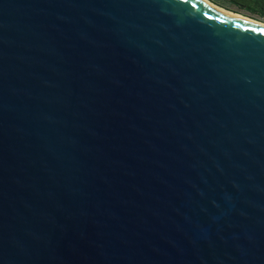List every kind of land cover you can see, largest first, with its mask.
I'll use <instances>...</instances> for the list:
<instances>
[{"label": "water", "instance_id": "95a60500", "mask_svg": "<svg viewBox=\"0 0 264 264\" xmlns=\"http://www.w3.org/2000/svg\"><path fill=\"white\" fill-rule=\"evenodd\" d=\"M263 23L0 0V264H264Z\"/></svg>", "mask_w": 264, "mask_h": 264}, {"label": "trees", "instance_id": "16d2710c", "mask_svg": "<svg viewBox=\"0 0 264 264\" xmlns=\"http://www.w3.org/2000/svg\"><path fill=\"white\" fill-rule=\"evenodd\" d=\"M241 8H246L254 13H261L264 16V3L256 0H229Z\"/></svg>", "mask_w": 264, "mask_h": 264}, {"label": "crops", "instance_id": "0c3cea01", "mask_svg": "<svg viewBox=\"0 0 264 264\" xmlns=\"http://www.w3.org/2000/svg\"><path fill=\"white\" fill-rule=\"evenodd\" d=\"M210 1H212L213 3H215V4H217V5H220L221 7H223V8H226V9H229V10H231V11H234V9L232 10V9H230V7H228L229 5L231 6V5H233V6H235L236 8H239L240 10H244V11H247V12H249V14H244V13H242L241 11H235V12H239V13H242V14H244V15H247V16H250V17H252V18H255V19H259V20H262V21H264V16L261 14V13H254V12H252V11H250V10H248V9H246V8H241V7H239L238 5H236L234 2H232V1H229V0H210ZM257 1V0H256ZM262 2V1H261ZM264 3V2H263Z\"/></svg>", "mask_w": 264, "mask_h": 264}, {"label": "rangeland", "instance_id": "374dc122", "mask_svg": "<svg viewBox=\"0 0 264 264\" xmlns=\"http://www.w3.org/2000/svg\"><path fill=\"white\" fill-rule=\"evenodd\" d=\"M228 7H230V9H234V12L235 11H241L242 13H244V14H249V12H247V11H244V10H240L239 8H236L235 6H233V5H229ZM236 13H238V14H241V15H244V14H242V13H239V12H236ZM244 16H247V15H244ZM248 17H250V16H248ZM252 18V17H251ZM255 19V18H254Z\"/></svg>", "mask_w": 264, "mask_h": 264}, {"label": "bare ground", "instance_id": "6f19581e", "mask_svg": "<svg viewBox=\"0 0 264 264\" xmlns=\"http://www.w3.org/2000/svg\"><path fill=\"white\" fill-rule=\"evenodd\" d=\"M208 1H210V0H208ZM210 2H212V1H210ZM244 16V15H243ZM245 17H248V16H245ZM248 18H250V19H252L251 17H248ZM264 24V23H263Z\"/></svg>", "mask_w": 264, "mask_h": 264}, {"label": "built area", "instance_id": "2783aa9c", "mask_svg": "<svg viewBox=\"0 0 264 264\" xmlns=\"http://www.w3.org/2000/svg\"><path fill=\"white\" fill-rule=\"evenodd\" d=\"M257 1H262V2H264V0H257Z\"/></svg>", "mask_w": 264, "mask_h": 264}]
</instances>
